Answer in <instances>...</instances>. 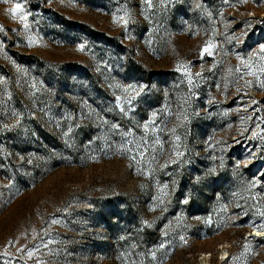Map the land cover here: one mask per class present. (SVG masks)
<instances>
[{
    "label": "rangeland",
    "instance_id": "1",
    "mask_svg": "<svg viewBox=\"0 0 264 264\" xmlns=\"http://www.w3.org/2000/svg\"><path fill=\"white\" fill-rule=\"evenodd\" d=\"M262 45L264 0H0V264H264Z\"/></svg>",
    "mask_w": 264,
    "mask_h": 264
},
{
    "label": "bare ground",
    "instance_id": "2",
    "mask_svg": "<svg viewBox=\"0 0 264 264\" xmlns=\"http://www.w3.org/2000/svg\"><path fill=\"white\" fill-rule=\"evenodd\" d=\"M261 231H258V230H254V233L253 234H255V236L257 237V236H260L261 235ZM221 255H225L226 256V251H225V249H223L222 248V251H221ZM204 256H207V255H204ZM206 259H204L203 261H205ZM205 263V262H204Z\"/></svg>",
    "mask_w": 264,
    "mask_h": 264
},
{
    "label": "snow or ice",
    "instance_id": "3",
    "mask_svg": "<svg viewBox=\"0 0 264 264\" xmlns=\"http://www.w3.org/2000/svg\"><path fill=\"white\" fill-rule=\"evenodd\" d=\"M19 8H20V5L17 4L16 7L12 8L10 11H11L12 13H16V12L18 11ZM262 48H264V45H262ZM262 86H264V85H262ZM129 87H131V86H129ZM54 223H55V221H54Z\"/></svg>",
    "mask_w": 264,
    "mask_h": 264
},
{
    "label": "built area",
    "instance_id": "4",
    "mask_svg": "<svg viewBox=\"0 0 264 264\" xmlns=\"http://www.w3.org/2000/svg\"><path fill=\"white\" fill-rule=\"evenodd\" d=\"M253 235H255V234H253Z\"/></svg>",
    "mask_w": 264,
    "mask_h": 264
}]
</instances>
